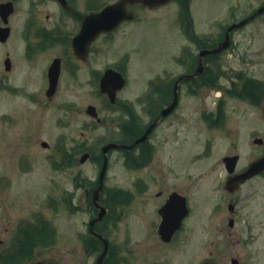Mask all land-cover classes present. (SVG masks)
I'll return each mask as SVG.
<instances>
[{"label": "rangeland", "instance_id": "rangeland-1", "mask_svg": "<svg viewBox=\"0 0 264 264\" xmlns=\"http://www.w3.org/2000/svg\"><path fill=\"white\" fill-rule=\"evenodd\" d=\"M97 1L102 5L111 0ZM255 1L188 0L186 15L184 0L132 7L135 18L97 38L92 58L72 85L67 83L73 75L63 72V108L58 96L49 104L48 116L31 128L30 121L13 114V92L0 91V229L7 226L13 234L15 224L28 225L36 213L43 216L42 228L31 221L35 228L24 236L22 251L30 249L31 236L42 243L28 253L7 250L2 264L17 259L24 260L21 264H92L98 251L87 226L95 215L90 197L100 162L90 157L80 163L83 150L97 155L104 142L123 137L131 115L145 120L142 105L148 101V109L153 106L162 86L171 90L174 78L193 59L195 48L186 41L187 34L204 44L221 38L227 25L260 3ZM188 24L193 25V37ZM231 41L228 50L208 60L205 86H181L178 109L154 129L142 161L143 151L134 153V165L125 163L121 150L109 152L102 195L109 211L97 227L110 245L105 264H199L205 259L230 264L231 257L238 264H264V229L243 222L258 205L251 210L236 205V223L230 227L229 197L221 178L226 153L237 151L247 161L264 151V142H252L255 136L264 141V86L253 102L241 87L245 76L264 84V12L232 31ZM31 60L42 62L35 53ZM108 66H117L127 82L116 106L98 89ZM125 101L129 109L123 107ZM88 104L96 106L100 122L86 113ZM7 114L10 120H3ZM41 140L50 148L42 147ZM62 147L63 167L52 166V155L59 161ZM171 187L187 195L190 213L180 233L164 243L157 233V210L163 202L157 194ZM216 202L221 206L215 209ZM8 235L2 232L0 251Z\"/></svg>", "mask_w": 264, "mask_h": 264}, {"label": "flooded vegetation", "instance_id": "flooded-vegetation-1", "mask_svg": "<svg viewBox=\"0 0 264 264\" xmlns=\"http://www.w3.org/2000/svg\"><path fill=\"white\" fill-rule=\"evenodd\" d=\"M111 1L114 2L116 0ZM98 3L100 1L97 0H0V28L6 33L5 40H1L4 32L0 31V91L7 88L13 92L14 96H10V101L13 103L14 108L12 109L13 114L30 121L28 123L30 128L33 122H40L45 116H48V110H50L48 106L58 96L62 98L60 105L63 108V72L73 75L70 76L69 74L68 77H72L74 80L67 83L72 85L76 81L75 77L78 76L79 70L82 69L84 63L92 58L95 46L91 47L89 55L85 59H80L74 55L70 47V41L79 30L83 17L91 12L100 10L105 5L104 3L102 5ZM128 7L132 9V7L137 8L140 6L129 5ZM110 34L111 32L103 33L99 37ZM96 41L93 45L96 44ZM34 53L40 57L43 63L31 60ZM195 56L192 61L193 64L189 66L190 70L188 71H193L196 67L198 57L197 54ZM55 62L58 63V70L50 73L49 68ZM206 67V64H204V72ZM204 76H206V73ZM185 82L189 86L196 84L194 80ZM52 83H54V90L49 89ZM167 92H169L167 87L162 86L160 96L153 106L148 109L149 104L152 103L148 101L144 106L142 105L144 117L146 116L144 121L143 116L134 118L131 115V120L128 121L130 128H128V133L125 134L128 137V143H131L137 136L142 134L148 124L155 119L160 109L171 101V95L166 96L167 99L165 97ZM14 97L23 102L22 107H20L18 101H15ZM117 102L118 100L112 106H116ZM127 104L128 102L125 101L123 107L126 105L125 107L129 109L130 106H127ZM174 113L173 111L163 120H160L156 127L160 126ZM28 130L30 129L28 128ZM152 131L143 143L126 149V153L130 154L136 150L143 151L144 149L143 156H147L146 148L151 138L150 135L153 133ZM41 143L42 140L40 145L43 146ZM45 147L49 148V144ZM60 153L62 156L63 147L60 149ZM234 154L238 155L239 160L231 172H228L226 167H224L222 176L225 179L242 173L247 169L250 162L255 159L253 157L244 162L241 161L242 156L239 153L235 152ZM261 155H264V151L258 154L256 158ZM90 156L91 152H89ZM56 157L57 154L54 153L53 158L56 159ZM167 168H170L169 171L173 169L172 166ZM174 171L176 173V170ZM171 183L176 185L175 181H171ZM234 187L237 188L233 192L225 190V195L229 197V202L235 204V206L240 204L248 206L249 210H251L253 204L258 205L256 211H250V219L244 220L245 226H250L251 228L254 226L259 231L264 229V170L253 177L247 178L238 186H235V184L229 185L230 190ZM171 188V190H161L157 195L162 196L165 200L170 192L178 191L177 187ZM178 192L184 195L183 192ZM254 213L255 217L253 216ZM251 219H253V222H251ZM17 226L18 224L14 225L13 234L7 226L3 230L0 229L1 244L5 242L1 239L2 232H9L4 248L12 243L18 244L15 239L16 233L25 231L24 229L19 230Z\"/></svg>", "mask_w": 264, "mask_h": 264}, {"label": "water", "instance_id": "water-1", "mask_svg": "<svg viewBox=\"0 0 264 264\" xmlns=\"http://www.w3.org/2000/svg\"><path fill=\"white\" fill-rule=\"evenodd\" d=\"M167 1L168 0H118L116 3L105 6L98 13H93V14L88 15L82 24V28L80 32L72 40V47L75 53L78 56H84L87 53L89 44L91 43V41H93L96 38V36L100 32L113 29L121 20L125 18L127 19L132 18L133 13L127 12V9H126V4L128 2H131V3L141 2L149 6H156L158 4L165 3ZM247 20L248 18L238 24L232 25L231 27H229V29H231L234 26L241 25ZM226 45H227V37L223 42L219 44L217 48L211 49V50H203L200 52V61H199V65L197 69L195 70V72L192 74L183 75L176 80L174 84L172 102L161 110L156 120L131 145H123V144L109 142L102 146V152L105 154L104 162H103V166H102L101 173L99 176V185L94 189L93 195H92V202L94 206H96L99 209V211H98L97 216L90 221V227H89L90 232L100 237L104 243V248L99 256L98 262L101 261L103 256L106 254V251L108 248L107 240L104 237H102L99 233L93 230V223L100 220L103 214L105 213V208L98 202V196L102 189L104 172H105V168L107 165V155H106L107 150L113 147H128L129 148L145 140L151 128L159 120V118L167 115L177 104V87H178L179 81L184 78H188L196 74H199L202 71L201 57L206 53L217 52L220 49L224 48ZM123 84H124V79L120 73L114 71L113 69H107L100 79L99 88L101 92H104L109 96L111 101H114L115 91L120 89L123 86ZM88 112L95 116V112L92 106L88 107ZM85 157L86 155H84L81 158V161H83ZM234 159L235 158H230L228 159V161L231 162ZM263 168H264V157H261L260 159L256 160L250 166L249 170L242 175L243 179L246 177H249L252 174H255L256 172H258L259 170ZM159 213L161 214V221L158 225V232L161 235V238L163 240L168 241L170 240L174 231L179 227L181 219L187 213V209H186L183 197L179 196L175 192L172 193L167 199V201L165 202V204L159 209ZM203 264H212V263L205 262Z\"/></svg>", "mask_w": 264, "mask_h": 264}, {"label": "trees", "instance_id": "trees-1", "mask_svg": "<svg viewBox=\"0 0 264 264\" xmlns=\"http://www.w3.org/2000/svg\"><path fill=\"white\" fill-rule=\"evenodd\" d=\"M37 234V233H36ZM40 235V234H39ZM36 237V236H35ZM30 238V237H29ZM95 239V238H94ZM28 240H30L29 241V247H30V249L29 250H24L23 252H25L26 251V253H28V252H30L31 251V248H33V246H38V244L41 242L42 243V241H40V242H38L37 243V241L34 239L33 240V238H32V236H31V238L30 239H28ZM96 240V244L99 246L98 248H100L101 247V243H99L98 241H97V239H95ZM49 241V240H48ZM46 242H47V240H46ZM28 244V243H27ZM97 247V246H96ZM22 249H23V246H22V248H21V251H22ZM26 249V248H25ZM20 262V261H19Z\"/></svg>", "mask_w": 264, "mask_h": 264}]
</instances>
